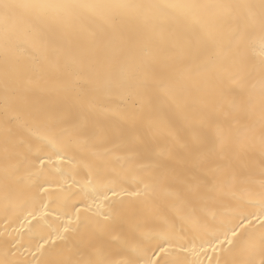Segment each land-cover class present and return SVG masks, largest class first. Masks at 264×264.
Segmentation results:
<instances>
[{
    "label": "snow or ice",
    "instance_id": "snow-or-ice-1",
    "mask_svg": "<svg viewBox=\"0 0 264 264\" xmlns=\"http://www.w3.org/2000/svg\"><path fill=\"white\" fill-rule=\"evenodd\" d=\"M0 264H264V0H0Z\"/></svg>",
    "mask_w": 264,
    "mask_h": 264
}]
</instances>
